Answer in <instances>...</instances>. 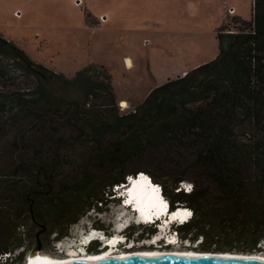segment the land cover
Listing matches in <instances>:
<instances>
[{"label": "trees", "instance_id": "trees-1", "mask_svg": "<svg viewBox=\"0 0 264 264\" xmlns=\"http://www.w3.org/2000/svg\"><path fill=\"white\" fill-rule=\"evenodd\" d=\"M235 20L242 26L236 31L223 32L224 24L217 29L213 58L151 88L124 114L109 106L110 83L91 80V63L67 78L0 34V206L10 208L0 215L8 217L10 233L26 216L45 228L40 219H48L51 232L63 236L104 194L112 200L115 184L143 171L160 182L172 207L192 209L177 227L192 239L200 236L202 250H260L264 0H253L250 20ZM55 83L79 85L84 98L53 95ZM76 149L83 162L68 173L64 167ZM12 238L0 237V254L22 243Z\"/></svg>", "mask_w": 264, "mask_h": 264}, {"label": "rangeland", "instance_id": "rangeland-1", "mask_svg": "<svg viewBox=\"0 0 264 264\" xmlns=\"http://www.w3.org/2000/svg\"><path fill=\"white\" fill-rule=\"evenodd\" d=\"M252 5L253 0H0V34L15 42L32 61L67 78L91 63V80L110 83L114 102L109 106L124 114L135 108L151 88L213 58L218 46L217 29L224 24L226 33L242 27L235 17L250 20ZM126 56L132 60L131 67ZM51 90L62 98H84L76 84L65 88L55 83ZM120 101L125 103L124 108ZM71 153L72 163L64 168L76 173L83 162L82 151ZM163 180L171 190V182ZM103 196L102 203L91 205L60 240L61 235L51 232L50 221L40 219L47 233L39 238L42 252L66 255L62 247L68 240L78 242L94 228L104 229V233H146L148 227L136 224L134 215L119 201ZM3 201L0 198V203ZM78 204L76 201L74 209ZM7 209L0 206V212ZM7 218L0 215V235H12L10 242L21 238L22 243L13 246L10 255L22 251L26 256L36 243L38 226L29 217L20 216L22 225L16 233H10ZM121 240L115 243L118 250ZM196 242L190 241L188 247L201 241ZM257 252L264 254V240ZM7 262L9 257L0 259V264Z\"/></svg>", "mask_w": 264, "mask_h": 264}, {"label": "bare ground", "instance_id": "bare-ground-1", "mask_svg": "<svg viewBox=\"0 0 264 264\" xmlns=\"http://www.w3.org/2000/svg\"><path fill=\"white\" fill-rule=\"evenodd\" d=\"M127 65L131 67V61L127 60ZM144 174V172H142ZM140 174L138 178L134 177L132 180L131 187L127 190L129 195L132 197L137 195H142L139 198L135 199V203L139 205L141 210H145L147 212L143 213L140 212V218L142 220L150 219L153 212L158 214L160 211L163 212L166 208V204L164 201H162L158 197H154L155 193L158 192V190L149 189L147 185V178ZM142 197H145V200L142 199ZM152 208V210H150ZM177 208V209H175ZM173 209V213H171L168 217V219H179L181 221H185L186 217L189 214V210L185 209L184 206H175ZM150 210V211H148ZM167 219V217H166ZM120 226V227H119ZM118 228H122L123 224H119ZM101 234L98 231H91L84 237H82L78 242H74L73 240H68L62 247V250L66 253V255L58 256V255H52L46 252L37 251L35 255H31L29 252L26 255V258L24 262L21 264H49V263H55V262H62V261H68L73 259H84L85 257H100V256H113V255H125L130 253H143V254H154V253H183V254H197V253H203V252H210V253H228V254H245V255H254L256 257H262L264 258V254L259 252H237V251H208V250H196V249H179V248H163V249H138L133 251H125V250H118L116 248V241L124 239L121 237L120 233L114 234V236L103 243L107 246L106 249L102 250L101 252H87L86 247L91 242L90 240L95 238L96 236H100ZM161 237V234H157L154 236V238L151 240L152 243H155V241H158ZM168 243H174L175 237L173 235H167ZM146 239V238H145ZM120 242V241H119ZM119 245V243H118ZM130 245H128L129 247ZM61 247V246H59ZM105 248V247H104ZM63 253V252H62Z\"/></svg>", "mask_w": 264, "mask_h": 264}, {"label": "water", "instance_id": "water-1", "mask_svg": "<svg viewBox=\"0 0 264 264\" xmlns=\"http://www.w3.org/2000/svg\"><path fill=\"white\" fill-rule=\"evenodd\" d=\"M40 249L41 245L37 242L29 253L35 255ZM49 264H264V258L240 253H130L125 255L85 257L84 259H73Z\"/></svg>", "mask_w": 264, "mask_h": 264}, {"label": "flooded vegetation", "instance_id": "flooded-vegetation-1", "mask_svg": "<svg viewBox=\"0 0 264 264\" xmlns=\"http://www.w3.org/2000/svg\"><path fill=\"white\" fill-rule=\"evenodd\" d=\"M113 201H118V200L113 199ZM134 222H136V224H141L142 226H149L150 228H148V229L146 228V230H145L146 233H125L126 230L122 231L120 234L124 237V240L119 242V245H118L119 249H121V250L123 249L125 251H130V250L133 251V250H138V249H155V248H158V249L167 248L168 249V248L176 247L179 249L180 248L181 249H188L189 248V249L202 250L200 248V244H199L200 242L198 243L199 245L198 244H194V245L192 244L191 247H188L190 245L189 244L190 241H192V243H194V241L196 239H197V242L201 241V239H198V238L192 239L191 237H189V234L179 232L178 227H176V230L178 233H172V235H174V237L176 236V241L178 240V238H180L183 242L182 241L180 242V240H179L178 244L177 243L176 244L168 243V242H165L166 241V238H165V239H159L158 241H155V243H152L151 240L156 235H155V233H153L151 225L142 223L139 220L134 221ZM132 224H133V222H132ZM129 228H128V231H129ZM37 232L34 233V237L36 239L35 245L37 244V242H39L41 245V249L39 251H42L43 250L42 242H41V239H39V238L44 236L45 234H47V233H44L45 227L43 226V228H42V226H40L38 228ZM112 234L114 235L115 233H101V236L110 237V236H112ZM65 236H67V234L61 236L60 238H58V240H60L61 238L65 237ZM102 242H103V239H101V238H98V237L93 238L91 240V242L87 245L86 251L87 252H101L102 250L107 248V246L104 245ZM128 245H130V246L128 247ZM30 249H29V251H30ZM59 252H61V251H59ZM4 253H7V252H4ZM9 253L11 254L12 252L9 251ZM10 254H9L10 263L7 262L4 264H17V262H21V261L24 262V260L26 258V256L23 255L22 251H20L17 256L14 255V257H11Z\"/></svg>", "mask_w": 264, "mask_h": 264}, {"label": "clouds", "instance_id": "clouds-1", "mask_svg": "<svg viewBox=\"0 0 264 264\" xmlns=\"http://www.w3.org/2000/svg\"><path fill=\"white\" fill-rule=\"evenodd\" d=\"M139 172H141V174H143L142 172L143 171H139ZM137 174V173H136ZM146 178H147V187L149 188V189H153V191H155L154 189H156V190H158V192H156L155 193V195H154V197H158V198H160L162 201H164L165 202V204H166V208H165V210H164V212H163V221H165V222H168V223H161L160 225H159V227L157 228L156 227V225L155 224H152V223H145V224H149V225H151V227H152V230H153V233H155V235H157L158 233L159 234H161V237H160V239H165L166 237H167V235H172V233H178L177 232V230H176V227L179 225V224H182L183 223V221H181V220H179V221H177V219L175 220V219H173V220H170V219H168V217H169V215L171 214V213H173V209L175 208V206H177V205H173V207H172V205H171V203H170V201H169V199L165 196V194L163 193V189H162V187H157L156 185H155V183L157 182V181H155L148 173H146V172H144V174H143ZM139 176V175H138ZM130 177H132V178H134V177H136V175L135 176H132V175H129L128 177H127V183H121V184H119V185H117V184H115L114 186H113V188H112V194L110 195V197H112V199H117L119 202L118 203H121L125 208H127L133 215H134V218L135 219H133L134 221L137 219V220H139L140 222H142L141 221V219L142 218H140L141 216H140V212H143V213H145V212H147V211H145V210H141L140 209V207H139V205H137L136 203H135V199L136 198H133V202H132V205H126V204H124V202H125V200H126V202L130 199L129 197L127 198L126 197V199H124L122 202H121V199H120V197H119V195L118 194H123V191L122 190H128L130 187H131V184L132 183H130ZM150 178L154 181V183H152L151 182V180H150ZM116 186H118V188H116ZM180 187L181 188H183L185 191H187V190H189L190 189V183L189 182H187V181H182L181 182V184H180ZM185 187H188V189L186 190L185 189ZM113 195H115V196H113ZM170 208V211L169 212H166V209L167 208ZM134 208H136L137 210H135ZM175 209H177V208H175ZM149 211V210H148ZM166 217H167V219H166ZM188 220V219H187ZM184 222H186V220L184 221ZM143 223V222H142ZM92 230H95V231H98V232H102V233H104V229H101L100 230V228H99V230L97 229V228H94V229H92ZM122 230V229H121ZM114 235H112V236H110V237H104V236H96V237H98V238H101V239H103V242L102 243H104L105 241H108V240H110L112 237H113ZM174 236V235H173ZM175 239H176V236H175ZM179 240H180V242L182 241L180 238H178V240H177V244L179 243Z\"/></svg>", "mask_w": 264, "mask_h": 264}, {"label": "built area", "instance_id": "built-area-1", "mask_svg": "<svg viewBox=\"0 0 264 264\" xmlns=\"http://www.w3.org/2000/svg\"><path fill=\"white\" fill-rule=\"evenodd\" d=\"M122 102H123V101H120V106H121V108H124L126 105H125V103L122 104ZM155 185H156L157 187H162L161 184H160L159 182H156ZM178 205H179V206H184L185 209H188V210H189V214H188V216L186 217L185 220L187 221V219H190V218L192 217V215H193V211H192V209L189 208V207H187V206L184 205V204H178ZM175 240H176V239H175ZM165 242H168L167 238H166V241H165ZM175 242H177V241H175ZM9 254H10L9 252L0 254V259L3 257V259L5 260L7 257H9Z\"/></svg>", "mask_w": 264, "mask_h": 264}, {"label": "crops", "instance_id": "crops-1", "mask_svg": "<svg viewBox=\"0 0 264 264\" xmlns=\"http://www.w3.org/2000/svg\"><path fill=\"white\" fill-rule=\"evenodd\" d=\"M217 51V50H216ZM127 58H129L128 56H126ZM130 59V58H129ZM131 60V59H130ZM131 63H132V60H131Z\"/></svg>", "mask_w": 264, "mask_h": 264}]
</instances>
